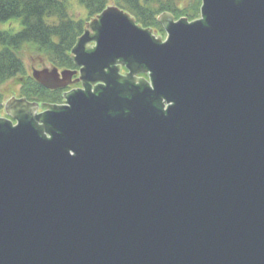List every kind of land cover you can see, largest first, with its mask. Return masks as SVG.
Returning a JSON list of instances; mask_svg holds the SVG:
<instances>
[{
	"label": "water",
	"instance_id": "water-1",
	"mask_svg": "<svg viewBox=\"0 0 264 264\" xmlns=\"http://www.w3.org/2000/svg\"><path fill=\"white\" fill-rule=\"evenodd\" d=\"M200 2L164 42L106 8L32 73L83 89L4 104L0 264H264V0Z\"/></svg>",
	"mask_w": 264,
	"mask_h": 264
},
{
	"label": "trees",
	"instance_id": "trees-1",
	"mask_svg": "<svg viewBox=\"0 0 264 264\" xmlns=\"http://www.w3.org/2000/svg\"><path fill=\"white\" fill-rule=\"evenodd\" d=\"M87 13V20H74L68 0H0V87L11 79L22 77L21 98L37 104H61L66 90L50 91L26 75L22 52L28 49L57 70L75 69L71 50L83 34L86 21L100 15L109 3L129 14L143 29L163 33L158 17L167 12L176 20L199 17L200 0L187 8L171 0H77ZM18 21L20 30L11 24ZM4 97L0 92V112Z\"/></svg>",
	"mask_w": 264,
	"mask_h": 264
},
{
	"label": "rangeland",
	"instance_id": "rangeland-1",
	"mask_svg": "<svg viewBox=\"0 0 264 264\" xmlns=\"http://www.w3.org/2000/svg\"><path fill=\"white\" fill-rule=\"evenodd\" d=\"M171 1H173V3L176 6H179L181 8H187L191 4H193L195 0H171ZM68 2H69V5H70L69 12H70L71 17L74 20H87L86 11H85V9L82 6H80L78 4L77 0H68ZM111 6H114L112 2L109 3L108 7H111ZM200 7H201V2H200ZM165 13H167V12H165ZM183 18H185V17H183ZM199 18H200V8H199V17H198V19ZM174 20L177 21L175 18H174ZM90 22L91 21H86V25L89 24ZM10 27H12L14 29L13 31L15 33L20 30V26H19V22L18 21H16L13 24H11ZM85 28H86V26H85ZM0 29H7V27L6 26H0ZM150 32H151V35L156 40H157V37L155 35L160 37V41L161 42L165 41V39H166V33L165 32L161 33V32L155 31V30H150ZM154 32H155V34H154ZM88 46L92 47L93 43L89 44ZM22 58H23V63H24V67H25L27 76H31L32 77V73L34 71H40V70H43V69H47V70L52 69V67L47 63V61L45 59H43L42 57H39L37 54H35L34 52H32V51H30L28 49H25L22 52ZM58 71L60 72L62 70H58ZM22 80H23L22 77H16L14 79L9 80L8 82H6L5 84H3L0 87V92L2 93V95L4 97V104L8 100H10L12 97L15 98V99H22L21 98V94H20ZM39 105H41V104H39ZM38 112H40V109L38 110ZM0 117L1 118H6V115L4 113V109L2 110V112H0Z\"/></svg>",
	"mask_w": 264,
	"mask_h": 264
},
{
	"label": "flooded vegetation",
	"instance_id": "flooded-vegetation-1",
	"mask_svg": "<svg viewBox=\"0 0 264 264\" xmlns=\"http://www.w3.org/2000/svg\"><path fill=\"white\" fill-rule=\"evenodd\" d=\"M79 70H80V68L79 67H77L76 65H75V69H73V70H69V71H74V72H76L77 74L76 75H74L73 77H72V81H74V80H76V79H78L80 76H79ZM61 72V71H60ZM119 74H120V76H122V77H125L126 76V74H127V71H126V69H125V67H120V71H119ZM135 79H137V80H147V76L146 75H139V76H137ZM137 80H134V84L135 85H138L139 84V82L137 81ZM100 84L98 83V84H96V85H92V91H94L95 90V88H97L98 86H99ZM79 89H83V83L82 82H79V83H77V84H75V85H71V86H68L67 88H65V89H57V90H66L65 92H68V91H70V90H79ZM51 91V90H50ZM54 91H56V90H54ZM64 92V93H65ZM64 104V101L62 100V103L61 104H55V105H63Z\"/></svg>",
	"mask_w": 264,
	"mask_h": 264
}]
</instances>
